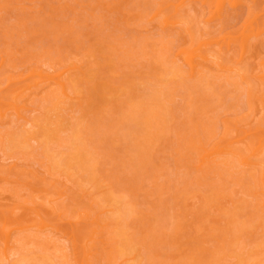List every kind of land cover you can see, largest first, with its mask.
Here are the masks:
<instances>
[{
	"label": "rangeland",
	"instance_id": "obj_1",
	"mask_svg": "<svg viewBox=\"0 0 264 264\" xmlns=\"http://www.w3.org/2000/svg\"><path fill=\"white\" fill-rule=\"evenodd\" d=\"M0 98V264H264V0H0Z\"/></svg>",
	"mask_w": 264,
	"mask_h": 264
},
{
	"label": "bare ground",
	"instance_id": "obj_2",
	"mask_svg": "<svg viewBox=\"0 0 264 264\" xmlns=\"http://www.w3.org/2000/svg\"><path fill=\"white\" fill-rule=\"evenodd\" d=\"M221 3V2H220ZM219 5H221V4H219ZM184 17V19L186 18L185 16H183ZM181 18H182V16H181ZM186 19H188V18H186ZM172 20V19H171ZM180 21V20H179ZM186 21V20H185ZM181 22V21H180ZM187 22H188V20H187ZM170 23V22H169ZM182 23V22H181ZM185 24V23H184ZM187 24V23H186ZM189 25H190V23H188ZM187 24V25H188ZM163 25V24H162ZM195 28V27H194ZM100 41V40H99ZM107 42V41H106ZM107 44V43H106ZM247 45V43H246V41H243V46L245 47ZM95 46V45H94ZM113 46V45H112ZM200 47H201V45H200ZM101 48V47H100ZM199 49L200 48H197V49H195V50H191V51H186V52H188V56H187V63H188V65L192 68V70H193V72L194 71H196L197 70V67H198V65L197 64H195V59H196V54H195V52H197V51H199ZM244 52H245V49H244ZM184 53H185V51H184ZM198 54V53H197ZM209 54V53H208ZM104 55V54H103ZM199 58H201L202 60H203V62L204 61H206L207 60V55L205 54V53H200L199 54ZM96 59V58H95ZM89 60V59H88ZM88 62H90V61H88ZM221 63V62H220ZM200 64V63H199ZM206 65V64H205ZM212 65V64H211ZM93 68V67H92ZM82 76V75H81ZM86 76V75H85ZM41 77L42 78H44L45 79V81H52V82H54V84L55 85H57L58 87H59V91L60 92H62L63 94H65L66 95V84L65 83H63L62 81H61V79H60V76H57V77H50V76H48V75H46V76H44V75H41ZM10 78V77H9ZM74 80V79H73ZM79 80V79H78ZM81 81V80H80ZM40 82V81H39ZM38 83V82H37ZM78 84V83H77ZM151 84V83H150ZM72 87V86H71ZM75 90V89H74ZM16 91V90H15ZM50 91V90H49ZM48 91V92H49ZM57 91V90H56ZM55 92V91H54ZM143 92V91H142ZM59 93V92H58ZM74 93V92H73ZM5 94V93H4ZM146 95V94H145ZM10 96V95H9ZM11 97V96H10ZM8 98V97H7ZM109 98V97H108ZM253 98V97H252ZM1 99V98H0ZM121 99V98H120ZM131 99V98H130ZM67 100V99H66ZM106 100V99H105ZM13 102V101H12ZM63 102V101H62ZM112 102V101H111ZM131 103V102H130ZM135 103V102H134ZM4 104V103H3ZM58 105H59V103H58ZM89 105V104H88ZM13 107H16V104H14L13 103ZM109 107V106H108ZM1 108H3V107H1L0 106V109ZM17 108V107H16ZM20 109V108H19ZM18 109V110H19ZM2 110V109H1ZM4 110V109H3ZM86 110V109H85ZM105 114V113H104ZM144 118V117H143ZM141 119H142V117H141ZM137 120H138V118H137ZM140 120V119H139ZM143 120V119H142ZM155 120V119H154ZM79 121V120H78ZM235 122V121H234ZM57 124V123H56ZM156 124V123H155ZM58 125V124H57ZM77 127V126H76ZM79 127V126H78ZM77 127V128H78ZM141 129V128H140ZM78 130V129H77ZM36 133V132H35ZM65 133V132H64ZM124 133V132H123ZM25 134H26V132H25ZM37 134V133H36ZM228 134V133H227ZM22 135H23V133H22ZM35 135V134H34ZM24 136V135H23ZM17 137V136H16ZM74 137V136H73ZM115 138V137H114ZM227 138V137H226ZM35 139V138H34ZM31 141V140H30ZM63 141V140H62ZM263 141V140H262ZM136 143V142H135ZM224 144V143H223ZM260 144V143H259ZM19 145V144H18ZM55 146V145H54ZM60 148V147H59ZM229 148V147H228ZM239 149V148H238ZM258 149V148H257ZM262 150H264L263 148H261ZM106 150V149H105ZM104 150V151H105ZM256 150V149H255ZM262 150H260V152L259 153H257L256 155H257V157H258V155L260 154V153H262L261 151ZM74 151H75V149H74ZM108 151V150H107ZM106 151V152H107ZM205 151V150H204ZM62 152V151H61ZM257 152V151H256ZM202 153V152H201ZM251 153V152H250ZM254 153V152H253ZM264 155V154H263ZM262 155V156H263ZM76 156V155H75ZM245 157V156H244ZM243 157V158H244ZM246 157H248L247 155H246ZM245 157V159H244V162L245 163H247L249 160L247 159ZM250 157V156H249ZM261 158V157H260ZM199 160V159H198ZM197 165V164H196ZM199 165V164H198ZM76 167V166H75ZM226 167V166H225ZM58 169V168H57ZM79 197V196H78ZM117 200V199H116ZM120 201V200H119ZM124 202V201H123ZM58 205V204H57ZM56 207V206H55ZM53 208V207H52ZM110 209H111V207H110ZM53 210H55V209H53ZM130 211V210H129ZM46 214V213H45ZM121 215V214H120ZM122 216H123V213H122ZM9 219V218H8ZM126 219V218H125ZM64 220V219H63ZM40 221V220H39ZM47 221V220H46ZM95 222V221H94ZM107 222H108V220H107ZM55 224V223H54ZM72 224V223H71ZM50 225V224H49ZM94 226V225H93ZM126 226V225H125ZM39 227H41V225L39 226ZM110 227V226H109ZM44 228V226L43 227H41V229H43ZM112 229V228H111ZM111 229H110V232H111ZM4 230V229H3ZM39 230V229H38ZM113 230V229H112ZM36 232V231H35ZM97 234V233H96ZM108 237H109V235H108ZM1 238H3L4 240V245H6V248H8L11 244H12V241H11V232L10 231H2V235H1ZM2 241V242H3ZM15 242V241H14ZM74 242V241H73ZM14 245V244H13ZM13 245L11 246V247H13ZM10 248H8V250H9ZM83 249V248H82ZM4 250H5V248H4ZM7 250V251H8ZM118 250V249H117ZM85 251V250H84ZM114 251V250H113ZM113 251H111V252H113ZM111 252H110V255L109 256H111V258L113 259V256H112V254H111ZM4 253V252H3ZM6 253V252H5ZM116 253V252H115ZM7 255V254H6ZM116 255V254H115ZM135 255V254H134ZM194 255V254H193ZM136 257V256H135ZM111 258H109V259H111ZM111 261V260H110ZM19 262V261H18ZM136 264V263H135Z\"/></svg>",
	"mask_w": 264,
	"mask_h": 264
}]
</instances>
